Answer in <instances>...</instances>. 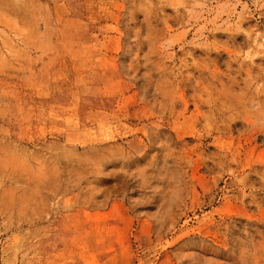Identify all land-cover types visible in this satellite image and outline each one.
Instances as JSON below:
<instances>
[{"label": "rangeland", "instance_id": "374dc122", "mask_svg": "<svg viewBox=\"0 0 264 264\" xmlns=\"http://www.w3.org/2000/svg\"><path fill=\"white\" fill-rule=\"evenodd\" d=\"M0 264H264V0H0Z\"/></svg>", "mask_w": 264, "mask_h": 264}, {"label": "bare ground", "instance_id": "6f19581e", "mask_svg": "<svg viewBox=\"0 0 264 264\" xmlns=\"http://www.w3.org/2000/svg\"><path fill=\"white\" fill-rule=\"evenodd\" d=\"M152 48H153V46H152V44L151 43H148L147 45H146V48H145V50L143 51L144 53H145V55H146V53L148 54V53H150L151 51H152ZM143 172H144V170H146V169H141Z\"/></svg>", "mask_w": 264, "mask_h": 264}]
</instances>
